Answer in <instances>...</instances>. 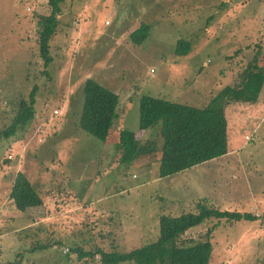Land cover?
Wrapping results in <instances>:
<instances>
[{"label":"rangeland","instance_id":"obj_1","mask_svg":"<svg viewBox=\"0 0 264 264\" xmlns=\"http://www.w3.org/2000/svg\"><path fill=\"white\" fill-rule=\"evenodd\" d=\"M62 9L46 68L38 22L50 13L48 0H0V264H101L69 250L114 243L128 252L154 242L162 215L188 213L203 197L258 219L206 223L184 236L186 244H210V264H264V120L254 131L235 123L232 137L249 133L245 143L167 178H159L153 157L117 163L115 132H136L141 144L154 141L160 149L159 126L138 130L141 97L204 107L236 84L254 57L264 67V0H68ZM143 23L150 36L137 46L130 35ZM182 39L191 44L184 57L175 53ZM88 78L120 98L105 143L78 127ZM35 86L33 120L1 136ZM19 172L45 197L25 213L10 199ZM38 244L49 247L32 252Z\"/></svg>","mask_w":264,"mask_h":264},{"label":"trees","instance_id":"obj_2","mask_svg":"<svg viewBox=\"0 0 264 264\" xmlns=\"http://www.w3.org/2000/svg\"><path fill=\"white\" fill-rule=\"evenodd\" d=\"M68 0H48L50 13L41 15L38 22V48L44 66L53 62L51 42L54 40L59 25L63 5ZM151 28L146 23L135 30L130 39L134 45L142 46L150 36ZM191 44L185 40L177 43V56H187ZM47 74V73H46ZM37 86L33 88L27 100L20 103V113L13 124L1 136L9 138L17 130L27 126L35 116ZM264 88V67L258 57L249 62L240 74L236 84L224 87L206 106L196 107L171 100L145 95L139 104V131L155 130L158 126L162 138L159 149L154 141L141 144L137 133L120 130L116 145L119 150L117 163L140 165L147 158L158 161L159 178L172 177L204 163L217 160L230 152L226 106L230 102L253 103L260 98ZM83 104L79 115L78 127L87 136L105 143L114 132V122L119 114V95L98 81L86 79L83 89ZM59 111V110H55ZM54 115L61 116L59 114ZM60 112V111H59ZM10 199L20 213L40 207L45 197L37 191L30 178L19 172L10 193ZM192 210L174 217L162 215L159 219V235L156 241L145 244L128 252H121L112 243L111 249L100 247L83 251L71 247L70 253H78L79 259L97 258L101 264H210L212 247L210 244L189 245L184 236L192 229L207 225L213 221L229 225L236 222H253L258 217L252 213L224 210L216 206L207 197L193 203ZM222 220V221H221ZM222 222V223H221ZM217 225L212 227V231ZM212 231H209L210 234ZM61 241L53 243L58 245ZM49 246L38 244L32 252ZM50 247H52L50 245Z\"/></svg>","mask_w":264,"mask_h":264},{"label":"crops","instance_id":"obj_3","mask_svg":"<svg viewBox=\"0 0 264 264\" xmlns=\"http://www.w3.org/2000/svg\"><path fill=\"white\" fill-rule=\"evenodd\" d=\"M263 97L260 96L259 100L257 102L253 103H235L231 102L234 105H229V103L226 106V118L228 121V138H229V144H230V152L232 150V146L234 145H241L245 143L246 137L245 135L241 137V135H238L239 131H237L235 139L232 137V129L235 124L236 127L248 129L250 131H254L259 124L263 122L264 120V101ZM232 109V110H231ZM233 111L235 116H231V120L228 117L230 113L229 111ZM259 122V124H258ZM232 126V127H231ZM228 153V154H229ZM227 154V155H228ZM224 157V156H223Z\"/></svg>","mask_w":264,"mask_h":264},{"label":"built area","instance_id":"obj_4","mask_svg":"<svg viewBox=\"0 0 264 264\" xmlns=\"http://www.w3.org/2000/svg\"><path fill=\"white\" fill-rule=\"evenodd\" d=\"M153 72V71H152ZM55 114H60V112L59 111H55Z\"/></svg>","mask_w":264,"mask_h":264}]
</instances>
